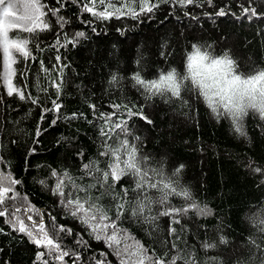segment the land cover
Listing matches in <instances>:
<instances>
[{"label": "trees", "instance_id": "16d2710c", "mask_svg": "<svg viewBox=\"0 0 264 264\" xmlns=\"http://www.w3.org/2000/svg\"><path fill=\"white\" fill-rule=\"evenodd\" d=\"M47 3L49 7L58 6L53 0ZM198 3L199 6L183 9L174 4H162L150 18L141 17L142 22L126 17L96 21L91 14L80 13L81 4H66L60 13L69 21L60 33L62 43L64 32L70 39L76 31L85 32V36L67 47L54 49L49 45L55 44L56 33L45 31L40 37L43 51H34L37 61L29 60L27 69L23 62L14 65L17 75L13 83L18 87L26 85V96L28 93L40 96L42 107H51V101L44 98L46 94L41 89L47 87L48 95L55 99L50 78H57L59 82L57 73L62 69L65 84L58 101L63 104L61 114L83 113L86 119L65 120L62 116L51 125L54 113H47L41 120V107L28 100H19L15 94L7 96V89L0 81V156L10 164L7 169L0 165V170L10 171L14 179L21 181L15 188L19 196L25 198L24 202L41 210L48 221L51 213L57 224L73 229L72 236L60 235L66 249L80 253L79 264H96V260L104 259L100 255L102 252L107 253L110 264H119V257L105 242L96 241L88 226L74 219L59 203L60 197L52 193L56 183V178L50 175L52 169L68 170L73 177H79L83 175L82 163L95 158L107 159L99 157L103 149L98 124L102 121H96L90 104H96L103 112L112 111L109 105L122 101L134 103L137 108L133 111L143 106L144 115L152 120L151 124L138 116L129 119L123 109V115L118 114L113 120H128L132 133L128 139L140 137V141H136L140 155L149 158L151 167L163 168L164 175L171 177L182 165L179 184L207 210L206 215L189 211L179 217L180 223L172 224L177 231L171 237L168 235L170 218L166 216L160 217L155 227L125 218L117 221L120 228L126 229L149 249H156L158 255L165 250L163 242H174L181 255L195 254L199 264L205 261L216 264L209 261V257H217L222 264H237L248 257L251 239L261 242L264 238L258 227V222L264 219V174L255 171L257 167L264 169V120L258 115L245 117L243 131L246 134L241 135L230 119H217L202 97L197 99L193 94L187 105L179 100L165 103L159 96L145 99L132 86L131 78L137 72L150 80L170 68L185 71L187 56L195 50L193 46L213 55L229 52L241 70L264 69V19L249 20L242 14L241 7H255L258 13H264V0H212V6L204 0ZM221 8L228 14L216 16ZM89 20L91 27L83 22ZM51 22L55 23L54 18ZM57 55L61 57V64L50 74L41 72L39 59L52 68ZM2 72L3 54L0 52ZM113 75L118 77L119 84L111 82ZM38 127L39 137L36 136ZM33 148L35 152L30 155ZM80 152L84 153L83 158ZM40 180L46 183L42 185ZM90 182L87 176L82 181L77 180L78 184ZM120 184L134 187L131 177H124ZM64 191L65 197L69 191L73 192V198L84 196L83 192L73 191L70 185ZM116 191H120V185ZM92 195H99V192L94 189ZM152 195L158 193L153 191ZM128 196L132 199L134 193L130 191ZM171 200L176 207L185 203L179 197ZM111 202L106 196L99 203L108 205ZM155 211L157 208L153 205ZM7 219L0 217V229H3L0 232V264H39L36 254L43 249H38L25 234L14 231ZM77 233L88 242L87 249L75 243ZM221 235L227 239V244L219 243ZM204 241L215 242L216 249L205 253L201 247ZM167 247L170 249L171 243ZM65 260L72 264L69 257Z\"/></svg>", "mask_w": 264, "mask_h": 264}, {"label": "snow or ice", "instance_id": "6c2138e0", "mask_svg": "<svg viewBox=\"0 0 264 264\" xmlns=\"http://www.w3.org/2000/svg\"><path fill=\"white\" fill-rule=\"evenodd\" d=\"M204 2L212 6V0H204ZM53 3L58 6L49 7L47 0L44 2L25 0L22 5H18L16 0H0V52L3 54V72L0 73V81L7 89V96L12 97L15 94L19 100H28L31 104L41 107V120L47 113H54L51 125H55L62 116L65 120L86 119L83 113L61 114L63 104L58 101L61 99L65 84L61 75L62 69L57 73L59 82L57 78H50V86L55 90V99L48 95L47 87L41 89L46 94L44 98L51 101V107H42L43 101L40 96L34 97L31 93L26 96V85L23 87L14 85L13 78L17 75V69L13 66L23 62L27 69L29 60L37 61L38 57L34 51H43L40 37L45 31L56 33L55 44L49 45L54 49L57 46L67 47L78 38L85 36V32L76 31L70 39L64 32L62 43L60 33L69 21L60 13L66 4H81L80 13L91 14L94 20L102 22L113 18L120 20L125 17L142 22L141 17L150 18V14L156 12L162 4H174L182 9L199 6L198 0H53ZM241 7L242 14L249 20L264 19V13H258L255 7ZM227 14L223 8L215 13L216 16ZM185 15L188 13L185 12ZM52 18L55 20L54 24L51 22ZM83 22L92 26L91 20ZM92 30L96 31L95 28ZM117 30L120 31V29ZM193 47L195 50L187 56L185 71L170 68L159 72L157 78L150 80L137 72L131 78L133 88L145 99L159 96L165 103H175L179 100L183 105H187L193 94L197 99L202 97L217 119H230L235 130L245 135L243 131L245 117L250 114L258 115L261 120H264V69L241 70L240 64L227 51L221 55H213L196 46ZM39 64L41 72L50 74L61 64V57L59 55L55 57L52 68L46 67L43 59H39ZM23 75L24 73H21V76ZM111 82L119 84L120 80L113 75ZM89 108L96 121H102V124H98L103 149L99 152V157L107 159L101 161L95 158L82 163L83 175L79 177H73L68 170L58 172L52 169L50 175L56 178L52 193L60 197L59 203L70 211L74 219L88 226L96 241L105 242L113 254L119 257V264H177L178 261H183V264H199L195 254L190 253L188 257L181 255L177 245L171 241L163 242L165 250L158 255L156 249H149L117 224V221L122 222L125 218L131 217L155 227V222L160 217L166 216L170 218L168 235L171 237L177 231L172 224H179V217L187 215L189 211H195L200 215L207 214L206 208H201L195 202L191 192L179 184L178 175L183 166L177 168L171 177L164 175L163 168L151 167L149 158L140 155V148L136 143L140 141V137L133 136L131 141L128 139L132 135L128 120H113V117L118 114L123 115L121 111L123 109L126 110L129 119L138 116L151 124L152 120L144 115L143 106L133 111L137 108L134 103L122 101L110 104L109 108L112 111L109 112L99 111L96 104H90ZM87 122L94 123L93 120ZM40 134L38 127L36 136L39 137ZM109 141L113 143L110 144ZM34 152L33 148L29 154ZM79 155L83 158L84 153L80 152ZM101 164L104 167H101ZM0 165L5 169L10 167L3 156H0ZM255 171L264 174V169L259 167L255 168ZM85 176L90 177L91 182L78 184L77 180L82 181ZM124 177H131L134 187L129 188L120 184ZM38 182L42 185L46 183L44 180ZM20 183V180L13 178L10 171L0 170V217H8L6 222L14 231L25 234L38 249H43L36 254L39 264H50V262L55 264L57 261L60 264H68L65 257H69L72 264H79L80 253L66 249L63 246V237L60 235L63 233L64 236H72L73 229L57 224L56 217L51 213L48 214L50 223L46 225L44 214L34 207H29L25 211L34 212L39 216V221L34 220L32 215L20 218L21 208L16 202L25 199L19 196L15 188ZM69 185L73 191L83 192L84 196L77 195L73 198V192L69 191L65 197L64 189ZM117 185H120L119 192L116 191ZM94 189L99 192V195H92ZM130 191L134 193L132 199L128 196ZM153 191L158 195L153 196ZM106 196L110 197L112 202L108 205L99 203ZM173 197L182 198L185 201L184 205L181 207L173 205L171 200ZM153 205L157 208L155 212H153ZM110 213H114V216ZM25 219L31 222L30 225L25 223ZM258 227L259 231L264 233V219L258 222ZM0 232H3V229H0ZM76 236L75 243L87 249L88 242L79 233ZM176 238L179 239L178 236ZM168 243H171L170 249L167 247ZM219 243L227 244L228 241L221 235ZM249 243L252 248L249 249L248 257L237 261V264H264V238L261 242L251 239ZM201 247L207 253L216 249L217 244L204 241ZM171 252L175 254L170 255ZM100 255L104 259L96 260V264H110L107 253L102 252ZM93 259L96 258L93 257ZM208 260L222 264L217 257H209ZM205 264H208V261H205Z\"/></svg>", "mask_w": 264, "mask_h": 264}, {"label": "rangeland", "instance_id": "374dc122", "mask_svg": "<svg viewBox=\"0 0 264 264\" xmlns=\"http://www.w3.org/2000/svg\"><path fill=\"white\" fill-rule=\"evenodd\" d=\"M16 2H17L18 5H22V4L25 2V0H16ZM9 195H11V193H10ZM16 203H17V206L21 208V212L19 213L20 218H25L26 215H32L34 220L39 221V216H37L34 212H26V211H25V209H27V208H29V207H33L32 205H30V204L24 202L23 200H19V201L16 202ZM40 212L43 213L41 210H40ZM43 214H44V213H43ZM258 219H259L258 216H256V217H255V220H258ZM44 221H45L46 225L50 223V222L46 219L45 216H44ZM25 223H28V224L30 225L31 222H29V221H27V220L25 219ZM129 242H131V241H129Z\"/></svg>", "mask_w": 264, "mask_h": 264}]
</instances>
